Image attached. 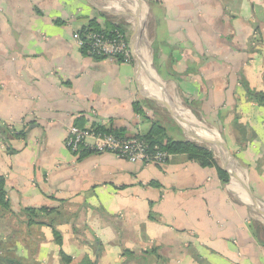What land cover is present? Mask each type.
I'll list each match as a JSON object with an SVG mask.
<instances>
[{
  "label": "crops",
  "instance_id": "obj_1",
  "mask_svg": "<svg viewBox=\"0 0 264 264\" xmlns=\"http://www.w3.org/2000/svg\"><path fill=\"white\" fill-rule=\"evenodd\" d=\"M120 3L135 18L130 38L105 14ZM145 17L168 101L139 79ZM94 27L121 30L131 61L88 56L75 36ZM260 92L264 0H0L9 203L0 237L18 238L26 264H264V105L248 97ZM153 125L161 137L207 148L213 163L174 152L143 164L65 144L71 126L144 139ZM218 140L240 169L216 161L214 151L225 155ZM42 206L27 229L15 220Z\"/></svg>",
  "mask_w": 264,
  "mask_h": 264
},
{
  "label": "built area",
  "instance_id": "obj_2",
  "mask_svg": "<svg viewBox=\"0 0 264 264\" xmlns=\"http://www.w3.org/2000/svg\"><path fill=\"white\" fill-rule=\"evenodd\" d=\"M75 39L88 56L119 58L126 63L131 61L130 44L126 35L118 28L106 33L88 30L84 35L77 34ZM65 144L72 152H109L130 162L143 164H163L170 155L157 145L150 146L141 137L122 138L109 132H95L77 126L70 127Z\"/></svg>",
  "mask_w": 264,
  "mask_h": 264
},
{
  "label": "trees",
  "instance_id": "obj_3",
  "mask_svg": "<svg viewBox=\"0 0 264 264\" xmlns=\"http://www.w3.org/2000/svg\"><path fill=\"white\" fill-rule=\"evenodd\" d=\"M91 30L106 32V29H99L98 27H94ZM87 31H81L80 34L84 35ZM248 97L256 102L259 105H264V93H249ZM161 130L158 126L152 127L148 136L145 137L146 142L152 146L157 145L160 149L167 151L168 153L174 152H183L187 153L190 157L197 159L203 165H211L213 163L211 151L202 146L195 145L188 141H174L165 137L159 136ZM2 133H6L4 129H2ZM8 134V133H6ZM15 136V135H14ZM81 153H88L87 151H80ZM220 176H222L223 180H227L228 175L225 171L218 169ZM47 207H24L22 211L17 214H13L15 216V220L19 223V225H25L27 227L36 223L37 214L39 212H45ZM9 211V203L6 197V191L4 188V178L0 176V217ZM20 216H22L20 218ZM19 233L21 232H14ZM13 235L11 236H14ZM27 245L29 242L28 238H22ZM18 238H1L0 237V264H26V260L24 257H21L16 254V241ZM30 244V243H29Z\"/></svg>",
  "mask_w": 264,
  "mask_h": 264
},
{
  "label": "rangeland",
  "instance_id": "obj_4",
  "mask_svg": "<svg viewBox=\"0 0 264 264\" xmlns=\"http://www.w3.org/2000/svg\"><path fill=\"white\" fill-rule=\"evenodd\" d=\"M138 6H139V9L140 10H142V9L144 10L145 9V5L144 4H141V5L138 4ZM127 7H130V6H127L126 4L120 3V4H118V7L114 8L112 10V14L106 13V12H105V14H107V16H108V18L110 20H112L114 22H117V23H120L122 26H126L127 28H130L129 29V38H130V36L132 34V31H133V25H134V22H135V18L133 16V14H131L132 11H126L127 13H120V11H119V10H123V11L124 10H127ZM145 18L146 19H145V21L143 23L142 35H140L139 41H140V44L142 45L141 47H143V52L146 54V57L149 59L148 61H150L149 62V64H150L151 63V59H150L151 50H149V49H150V41H151L150 40V37H151V33H150L151 32V28H150V20H149V18L148 17H145ZM142 67L144 69V66H142ZM139 79H140V81H142V86L144 85V90L146 91V93L148 95H151V96H153V97H155V98H157L159 100H162V101H164V100H167L168 101L167 96L162 95L159 92V90H158L159 88H156L155 85L152 83V79H151V81L148 82V88H147V85L145 83L147 81L145 79V75L143 74V72L140 73ZM157 80H158V82L160 84H163L162 81L159 79L158 76H157ZM148 90H149V92H148ZM142 91H143V89H142ZM163 92H164V89H163ZM155 95H157V96H155ZM159 96H162V97L164 96V97L162 98V97H159ZM171 97L174 99V101H176V99L172 96V94H171ZM177 101L179 102L178 99H177ZM155 105L157 107H159V108H162L161 106H159L157 104H155ZM178 106H182L185 109H189L184 104H179ZM191 114L187 113V116L190 119H192V122L197 121L200 124L199 120H196V117L194 116V114H192L193 116ZM197 131H199V130H197ZM213 154H214V156L216 158V161L219 163V159H220V163L223 165V160H222L223 158L221 157V155L219 153L215 152V151L213 152ZM229 156L231 157V158L229 157L230 158V162H231L232 156L230 154H229ZM232 161H233L234 165H236L238 167V169H240V167L238 166V164L234 162V159H232ZM234 170H237V169L234 168Z\"/></svg>",
  "mask_w": 264,
  "mask_h": 264
},
{
  "label": "bare ground",
  "instance_id": "obj_5",
  "mask_svg": "<svg viewBox=\"0 0 264 264\" xmlns=\"http://www.w3.org/2000/svg\"><path fill=\"white\" fill-rule=\"evenodd\" d=\"M145 36V35H144ZM140 46V45H139ZM142 46V45H141ZM140 61H141V65L142 64H145V67H144V71H145V73H144V75H145V79H146V81L147 82H145L146 83V85L148 86V82L149 81H151V79H152V83L155 85V87L156 88H159L158 90H159V92L163 95V90H162V88H161V86H160V83L158 82V80H157V76L154 74V72H153V69H152V67H151V65L149 64V61H148V59H146V57H143L142 58V56L140 57ZM159 97H162V96H159ZM163 98V97H162ZM186 119H187V121L188 122H190V123H192L193 124V122H192V120L190 119V118H188V117H186ZM193 129V128H192ZM206 131V130H205ZM217 152H219V154L221 155V157L223 158L222 160H223V165H225L227 168H229V169H231V168H235V166H233V164L230 162V158H229V156L227 155V154H225V155H223L222 153H221V151L219 150V151H217Z\"/></svg>",
  "mask_w": 264,
  "mask_h": 264
},
{
  "label": "water",
  "instance_id": "obj_6",
  "mask_svg": "<svg viewBox=\"0 0 264 264\" xmlns=\"http://www.w3.org/2000/svg\"><path fill=\"white\" fill-rule=\"evenodd\" d=\"M217 144H219V145H221L222 146V148H223V153H229V151H228V149H227V147L225 146V143L223 142V141H217ZM230 172V171H229ZM230 174H232V172H230ZM248 197L249 198H251L253 201H254V197L250 194V193H248Z\"/></svg>",
  "mask_w": 264,
  "mask_h": 264
}]
</instances>
